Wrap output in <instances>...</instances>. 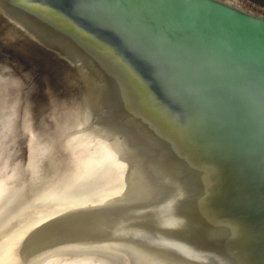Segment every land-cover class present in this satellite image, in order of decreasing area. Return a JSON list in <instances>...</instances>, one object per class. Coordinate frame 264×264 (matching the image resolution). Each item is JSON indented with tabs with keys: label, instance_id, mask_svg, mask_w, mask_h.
I'll return each instance as SVG.
<instances>
[{
	"label": "water",
	"instance_id": "1",
	"mask_svg": "<svg viewBox=\"0 0 264 264\" xmlns=\"http://www.w3.org/2000/svg\"><path fill=\"white\" fill-rule=\"evenodd\" d=\"M0 264H264V8L0 0Z\"/></svg>",
	"mask_w": 264,
	"mask_h": 264
},
{
	"label": "rangeland",
	"instance_id": "2",
	"mask_svg": "<svg viewBox=\"0 0 264 264\" xmlns=\"http://www.w3.org/2000/svg\"><path fill=\"white\" fill-rule=\"evenodd\" d=\"M246 1H248V2L250 1V2L264 8V0H246Z\"/></svg>",
	"mask_w": 264,
	"mask_h": 264
}]
</instances>
